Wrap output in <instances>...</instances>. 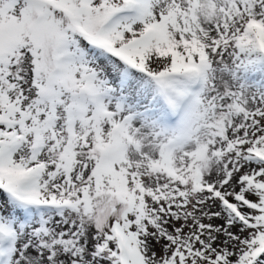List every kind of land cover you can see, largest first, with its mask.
<instances>
[{"label": "snow or ice", "instance_id": "obj_1", "mask_svg": "<svg viewBox=\"0 0 264 264\" xmlns=\"http://www.w3.org/2000/svg\"><path fill=\"white\" fill-rule=\"evenodd\" d=\"M0 264H264V0H0Z\"/></svg>", "mask_w": 264, "mask_h": 264}]
</instances>
